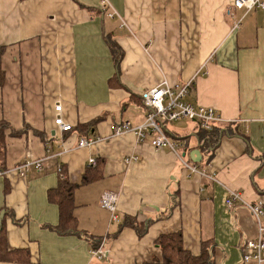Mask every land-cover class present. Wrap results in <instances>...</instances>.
<instances>
[{
  "label": "crops",
  "instance_id": "crops-1",
  "mask_svg": "<svg viewBox=\"0 0 264 264\" xmlns=\"http://www.w3.org/2000/svg\"><path fill=\"white\" fill-rule=\"evenodd\" d=\"M111 2L120 17H109L100 0H0V122L8 124L0 231L9 251L27 253L0 264H143L162 258L160 234L177 231L195 255L205 244L209 264H257L243 261L257 220L245 202L228 208L225 199L237 190L264 206V9L246 12L233 0ZM164 77L180 86L191 80L186 99L225 120L214 131L189 118L168 124L198 172L168 147L113 134L124 121L145 120L141 94ZM58 103L71 131L55 123ZM82 136L103 140L79 148ZM28 158L43 159V168L13 170ZM99 165L100 176L84 182ZM63 171L76 186V229L64 233L48 195ZM105 191L118 193V221L100 204ZM128 217L146 232L123 226Z\"/></svg>",
  "mask_w": 264,
  "mask_h": 264
},
{
  "label": "built area",
  "instance_id": "built-area-1",
  "mask_svg": "<svg viewBox=\"0 0 264 264\" xmlns=\"http://www.w3.org/2000/svg\"><path fill=\"white\" fill-rule=\"evenodd\" d=\"M101 6L106 11L109 17L119 16L115 10L111 0H100ZM235 7L244 9L250 12L256 9H264V0H233ZM240 21L236 23L239 26ZM192 81L189 80L183 85L173 86L167 78H163L158 86L152 87L142 93V100L144 105L148 108L146 118L139 124H133L127 120L118 124L114 128V136H119L125 132H132L136 141L141 143L150 139L151 144L156 148L168 147L176 152L184 165L193 172H198L197 167L188 162L179 150L181 144L176 139L169 137L167 126L168 124L178 121L182 118H189L200 123L202 128L212 130L215 126L221 125L225 122L223 116L214 107L196 106L189 102L186 97L190 92ZM55 110L57 112L55 123L64 132L71 131L73 126L70 122H66L62 117V105L56 104ZM99 136H82L78 140V147H87L102 141ZM137 157L126 158V161L136 160ZM43 159H25L22 163L15 166L13 170L21 175H25L27 170L34 166L37 169H42L44 164ZM91 164H96L95 159H90ZM61 171V168H60ZM8 170L0 169V175L7 173ZM62 175V174H61ZM118 193L115 191H105L100 200L103 208L111 212V220L118 221L117 213ZM239 201L246 203L251 210L258 223V236L256 238L248 239L243 253V261L255 260L257 264L264 263V225L261 217L264 214V206L262 202H247L244 200L241 192L237 190H230L225 199L228 208H233ZM104 254L103 243L94 250V256L101 258Z\"/></svg>",
  "mask_w": 264,
  "mask_h": 264
},
{
  "label": "trees",
  "instance_id": "trees-1",
  "mask_svg": "<svg viewBox=\"0 0 264 264\" xmlns=\"http://www.w3.org/2000/svg\"><path fill=\"white\" fill-rule=\"evenodd\" d=\"M113 51L116 55L119 56L118 50L116 49V45L112 44ZM5 52L4 47H0V86H2L5 82V71L2 66V56ZM142 100V94H141ZM143 101V100H142ZM8 124L4 121L0 122V156L3 153V149L5 147V130ZM87 129L86 131H91V123L84 124ZM201 126V125H200ZM221 125L215 126L212 130H216ZM202 128V127H201ZM205 129V128H203ZM206 130V129H205ZM209 131V130H206ZM207 140L212 142V139H216L215 134L208 133L205 135ZM207 143V142H205ZM97 173L91 174L88 171L84 176V182L90 181L92 178H98L102 171L101 165L97 166L95 169ZM75 184H73L66 173L63 171L62 175L60 176L58 187L51 189L49 191V199L58 204L60 210V223L58 225V229L61 232H71L75 231L76 229V217L74 215V189ZM123 226H130L137 230L139 235H143L146 232V225H143L137 220L128 217L124 222ZM3 228L0 231V260L7 261V260H24L26 261L27 258L25 256L26 251L19 250L11 252L9 251L4 242L3 238ZM156 246H158L162 251V258L161 259H154L152 261H145L143 264H209V255L207 252V247L202 249L200 254H193L190 250H188L184 245V239L181 231L177 232H170V233H163L160 234L155 240ZM97 248V247H96ZM95 248V249H96ZM24 256V257H23Z\"/></svg>",
  "mask_w": 264,
  "mask_h": 264
},
{
  "label": "water",
  "instance_id": "water-1",
  "mask_svg": "<svg viewBox=\"0 0 264 264\" xmlns=\"http://www.w3.org/2000/svg\"><path fill=\"white\" fill-rule=\"evenodd\" d=\"M199 154H200L199 150H194L193 152L190 153V156L193 161L197 162L200 160V158H198L196 155H199Z\"/></svg>",
  "mask_w": 264,
  "mask_h": 264
},
{
  "label": "rangeland",
  "instance_id": "rangeland-1",
  "mask_svg": "<svg viewBox=\"0 0 264 264\" xmlns=\"http://www.w3.org/2000/svg\"><path fill=\"white\" fill-rule=\"evenodd\" d=\"M173 86H176L177 84H174V83H171ZM184 119V120H183ZM188 118H182V119H179L178 121V124H180L182 121L181 120H183V121H185V120H187ZM191 120V119H190ZM177 123H176V125H178Z\"/></svg>",
  "mask_w": 264,
  "mask_h": 264
}]
</instances>
